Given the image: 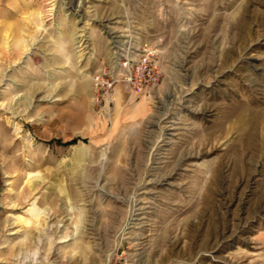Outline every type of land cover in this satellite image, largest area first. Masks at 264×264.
<instances>
[{
	"label": "rangeland",
	"instance_id": "rangeland-1",
	"mask_svg": "<svg viewBox=\"0 0 264 264\" xmlns=\"http://www.w3.org/2000/svg\"><path fill=\"white\" fill-rule=\"evenodd\" d=\"M0 264H264V0H0Z\"/></svg>",
	"mask_w": 264,
	"mask_h": 264
},
{
	"label": "built area",
	"instance_id": "built-area-1",
	"mask_svg": "<svg viewBox=\"0 0 264 264\" xmlns=\"http://www.w3.org/2000/svg\"><path fill=\"white\" fill-rule=\"evenodd\" d=\"M124 66V65H123ZM124 73H122V81L126 82L128 86L133 89L140 90L144 87H147L151 83V77L149 75L150 71V63L148 59H143L139 65L131 64L124 67ZM98 84L100 85L98 88L103 91L102 97L110 96L111 91L114 88L116 82L119 81L118 78L115 79H105L104 77H98ZM98 90V91H99Z\"/></svg>",
	"mask_w": 264,
	"mask_h": 264
},
{
	"label": "trees",
	"instance_id": "trees-1",
	"mask_svg": "<svg viewBox=\"0 0 264 264\" xmlns=\"http://www.w3.org/2000/svg\"><path fill=\"white\" fill-rule=\"evenodd\" d=\"M77 141H78V139H73V140H71L70 142H68L66 144H68V145H74V144L77 143Z\"/></svg>",
	"mask_w": 264,
	"mask_h": 264
},
{
	"label": "bare ground",
	"instance_id": "bare-ground-1",
	"mask_svg": "<svg viewBox=\"0 0 264 264\" xmlns=\"http://www.w3.org/2000/svg\"><path fill=\"white\" fill-rule=\"evenodd\" d=\"M8 41H9V36L7 35L6 36V44L8 43ZM263 111V110H262ZM251 118H252V116H251ZM257 118V117H256ZM260 118V117H259ZM253 119H254V117H253ZM257 120V119H256ZM255 122V121H254ZM257 123H258V121H256ZM257 125V124H256ZM255 126H253V128H254Z\"/></svg>",
	"mask_w": 264,
	"mask_h": 264
}]
</instances>
